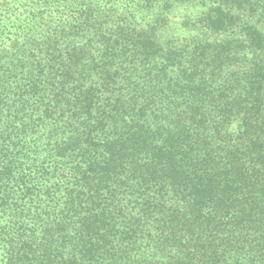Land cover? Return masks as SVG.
<instances>
[{"label":"trees","instance_id":"1","mask_svg":"<svg viewBox=\"0 0 264 264\" xmlns=\"http://www.w3.org/2000/svg\"><path fill=\"white\" fill-rule=\"evenodd\" d=\"M0 264H264V0H0Z\"/></svg>","mask_w":264,"mask_h":264}]
</instances>
